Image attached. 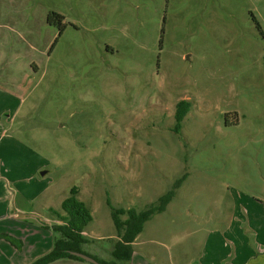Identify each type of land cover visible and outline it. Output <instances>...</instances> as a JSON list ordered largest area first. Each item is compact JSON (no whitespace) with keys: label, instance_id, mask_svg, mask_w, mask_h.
Wrapping results in <instances>:
<instances>
[{"label":"rangeland","instance_id":"374dc122","mask_svg":"<svg viewBox=\"0 0 264 264\" xmlns=\"http://www.w3.org/2000/svg\"><path fill=\"white\" fill-rule=\"evenodd\" d=\"M2 181L53 243L48 209L78 187L84 250L106 262L109 202L141 212L176 190L141 235L159 260L263 226L264 0H0Z\"/></svg>","mask_w":264,"mask_h":264},{"label":"crops","instance_id":"0c3cea01","mask_svg":"<svg viewBox=\"0 0 264 264\" xmlns=\"http://www.w3.org/2000/svg\"><path fill=\"white\" fill-rule=\"evenodd\" d=\"M3 182H0V225H5L4 229L0 226V235H10L19 241L22 240L24 243L20 250L6 239L4 240L0 237V264H32L35 260L52 250V237L31 224L33 223L31 221L37 219H33L34 217L28 218V216L35 213L32 211L27 212L28 206L24 205L27 203L26 201H24V204L22 201H15L9 183ZM12 209H16L14 210L15 212ZM17 216H22L23 220L17 221ZM7 220L11 221V223H8ZM250 222H247L249 229L245 232L246 234H240L239 239L229 240V245L221 243L224 248L227 247L228 249L222 250L223 252L221 250L217 252L211 251V254L204 251L200 260L195 264H264V225L258 226H262L260 230L256 226L254 228ZM29 228H36L34 230L35 233H30ZM84 234L86 235L87 233L85 232ZM141 235L133 243L134 253L129 264H187L188 256L185 251L178 254L177 259L174 261L169 256L165 260H159L156 254L151 251L147 254L142 253L139 248L144 247L146 241H141ZM52 264L91 263L66 259Z\"/></svg>","mask_w":264,"mask_h":264},{"label":"trees","instance_id":"16d2710c","mask_svg":"<svg viewBox=\"0 0 264 264\" xmlns=\"http://www.w3.org/2000/svg\"><path fill=\"white\" fill-rule=\"evenodd\" d=\"M64 19L62 15L56 12H52L48 16L49 24L60 25L61 27L63 26ZM258 26L261 28L259 23ZM62 34L63 30L60 32V35ZM190 111L191 103L189 101L183 100L178 103L175 114L176 126L174 129L176 134L181 133L183 121ZM79 193V188L74 187L71 190L70 196L62 202L60 211L52 208L49 210L61 222V225L53 227L55 235L58 236L54 239L52 250L35 260L32 264H52L66 259L85 262L83 259L71 255V251L84 253L96 259L100 264H129L134 253L133 243L143 233L146 223L153 216L165 212L167 206L176 196V190H171L160 198L158 204H153L141 212L134 208H114L109 202V206L112 207V217L119 242L116 244V248L112 254L114 260L106 262L84 250V246L89 242L84 233L88 225L93 221V215L86 203L79 199ZM123 217H126V219ZM2 237L18 249H21L23 246V243L14 237L9 235H2Z\"/></svg>","mask_w":264,"mask_h":264},{"label":"water","instance_id":"95a60500","mask_svg":"<svg viewBox=\"0 0 264 264\" xmlns=\"http://www.w3.org/2000/svg\"><path fill=\"white\" fill-rule=\"evenodd\" d=\"M70 254L73 256H76L80 259H83L84 261L89 262L91 264H100L96 259H94V258H92V257H90L84 253L71 251Z\"/></svg>","mask_w":264,"mask_h":264}]
</instances>
